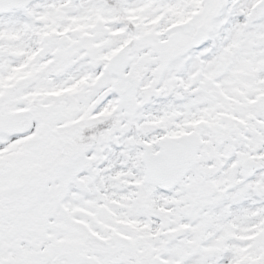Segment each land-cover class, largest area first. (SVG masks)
<instances>
[{
	"label": "snow or ice",
	"instance_id": "6c2138e0",
	"mask_svg": "<svg viewBox=\"0 0 264 264\" xmlns=\"http://www.w3.org/2000/svg\"><path fill=\"white\" fill-rule=\"evenodd\" d=\"M0 264H264V0H0Z\"/></svg>",
	"mask_w": 264,
	"mask_h": 264
}]
</instances>
